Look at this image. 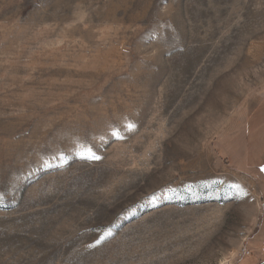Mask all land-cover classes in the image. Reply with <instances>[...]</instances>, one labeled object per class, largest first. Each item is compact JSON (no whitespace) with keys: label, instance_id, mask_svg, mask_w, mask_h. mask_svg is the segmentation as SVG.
<instances>
[{"label":"rangeland","instance_id":"374dc122","mask_svg":"<svg viewBox=\"0 0 264 264\" xmlns=\"http://www.w3.org/2000/svg\"><path fill=\"white\" fill-rule=\"evenodd\" d=\"M262 169L264 0H0V264H264Z\"/></svg>","mask_w":264,"mask_h":264},{"label":"snow or ice","instance_id":"6c2138e0","mask_svg":"<svg viewBox=\"0 0 264 264\" xmlns=\"http://www.w3.org/2000/svg\"><path fill=\"white\" fill-rule=\"evenodd\" d=\"M262 170H264V169H262ZM233 187L239 188V185H234Z\"/></svg>","mask_w":264,"mask_h":264}]
</instances>
